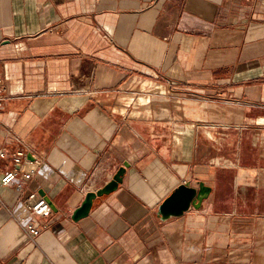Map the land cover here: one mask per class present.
I'll return each mask as SVG.
<instances>
[{"label":"crops","instance_id":"obj_1","mask_svg":"<svg viewBox=\"0 0 264 264\" xmlns=\"http://www.w3.org/2000/svg\"><path fill=\"white\" fill-rule=\"evenodd\" d=\"M0 76V146L42 159L17 198L0 158V264H264V0H0ZM185 181L211 190L162 219Z\"/></svg>","mask_w":264,"mask_h":264},{"label":"built area","instance_id":"obj_2","mask_svg":"<svg viewBox=\"0 0 264 264\" xmlns=\"http://www.w3.org/2000/svg\"><path fill=\"white\" fill-rule=\"evenodd\" d=\"M8 97L7 86L4 79L0 76V111L3 109ZM7 138L12 140L15 146L10 150L4 146H0V158L8 159L12 163V167L1 172V183L12 187L18 198L22 194L26 183L38 171L42 159L33 153L32 149L19 135L7 131ZM97 165L98 163H96L95 167ZM24 204L29 214L49 216L52 213L50 202L38 191L29 193L24 199ZM20 225L24 230L26 238L35 242V237L40 233L41 228L32 223L26 225L20 223Z\"/></svg>","mask_w":264,"mask_h":264},{"label":"water","instance_id":"obj_3","mask_svg":"<svg viewBox=\"0 0 264 264\" xmlns=\"http://www.w3.org/2000/svg\"><path fill=\"white\" fill-rule=\"evenodd\" d=\"M128 166L129 162L123 161L122 165L117 168L111 178L103 186L96 190L87 191L80 205L72 211L71 218L73 220H78L88 215L96 196L116 190L119 183L122 182L123 175ZM210 190L211 187L202 181H199L197 186H191L190 182L185 181L175 187L173 191L163 199L158 206L157 213L162 219H166L170 216L181 215L190 207L199 208L201 202L208 196ZM41 193L44 192L41 191ZM49 202L52 203L51 201Z\"/></svg>","mask_w":264,"mask_h":264}]
</instances>
